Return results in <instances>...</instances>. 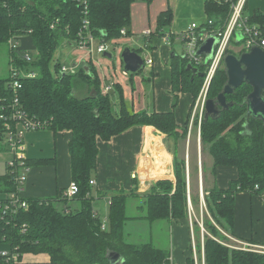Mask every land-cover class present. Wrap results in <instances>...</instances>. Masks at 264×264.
I'll use <instances>...</instances> for the list:
<instances>
[{"label": "trees", "instance_id": "1", "mask_svg": "<svg viewBox=\"0 0 264 264\" xmlns=\"http://www.w3.org/2000/svg\"><path fill=\"white\" fill-rule=\"evenodd\" d=\"M138 1L150 7L156 0H0V52L12 38H23L18 50H11L9 44V71L5 78H0V153L6 150L2 116L9 115V106L15 98L10 87V68L15 66L38 75L35 79L21 80L22 88L18 93L20 107L55 135L62 132L72 134L68 147L71 180L79 187L73 201L63 198L64 192L48 199L24 198L29 204L28 211L21 210L8 221H0V245L9 246L12 253L21 257L45 254L49 256L50 264H109V252L122 255L125 264H170L169 252L156 248L152 243L136 245L127 241L125 227L131 219L127 215L128 201L131 198L145 200L141 208L146 210V214L140 220L154 223L189 218L187 163L179 157L178 148L180 140H186L190 133L194 106L204 79L193 77L187 70L192 63L174 52L171 60L173 108L178 106L181 93L193 99L187 125L182 128L175 110L167 113L130 111L120 84L114 86V92L103 94L100 76L89 62H86L89 70L82 66L76 75H66L62 73V67L66 65L55 61L63 41L75 46L81 31L84 36L91 34L103 43L130 38L132 11ZM205 14L206 18L216 21L215 26H222L229 15V6L205 0ZM250 19L252 22H264V15L256 12ZM173 20L174 12L169 7L158 16L156 30L151 35L160 39L169 35L173 45L175 36L168 32ZM123 30H126V36L121 34ZM32 50L35 54L33 62L29 63L25 57L27 54L31 56ZM134 51L141 55L143 52L142 49ZM143 70L129 75L131 84L133 77L142 75ZM199 71L204 72V69ZM226 82L225 69L221 68L212 80L208 99L217 98ZM83 86L89 93L80 97L77 92ZM115 92L120 98L118 112L112 102ZM251 92L249 85L241 86L235 94L227 96L229 102L235 103L234 107L224 111L217 120L206 122L203 119L200 127L202 145L209 146L214 160V172L218 167L238 170V178L230 183L228 189H220L216 185L205 195L211 219L208 216L204 219V228L221 240L226 238L216 225L227 233L234 231L236 194L245 192L264 196V124L260 120L247 119L245 100ZM194 125L198 126V120ZM246 125H249L250 132L245 135ZM138 126L154 127L174 141V149L170 151L174 156L176 182L158 181L143 196L125 191L113 194L104 230L101 217L94 210L90 184L97 170L98 143L109 142ZM26 164L30 168L49 166L56 165V160H27ZM9 172L8 168L6 174L0 176V195L16 192ZM191 196L195 205L196 198L193 194ZM72 202H78L79 207H71ZM58 204L64 208L59 210ZM194 226L198 228V223ZM204 253L206 264H264V256L231 250L208 234L205 235ZM0 264H7L1 255ZM183 264H195L194 258L189 257Z\"/></svg>", "mask_w": 264, "mask_h": 264}, {"label": "crops", "instance_id": "2", "mask_svg": "<svg viewBox=\"0 0 264 264\" xmlns=\"http://www.w3.org/2000/svg\"><path fill=\"white\" fill-rule=\"evenodd\" d=\"M147 6L138 5L136 9L135 7L133 8L132 23H134L135 30L131 31L132 36L129 40L134 44V48L130 47L132 50L142 49L143 52H147L153 57L152 72L141 76L142 86L148 85L149 87V95L145 93L146 91H144L143 96L139 94L138 99L139 101L141 99V105L137 106L135 96H131L123 86L127 108L132 112L145 111L148 113H167L175 110L177 122L180 127L184 128L188 122L193 99L190 95L181 93L179 94L178 106L176 109L173 108L171 60L174 57V46L178 42V36L186 31L191 23L202 22L206 19L205 0H156L150 7ZM151 7L154 10L155 30L160 13L166 11L169 7L173 10L174 20L172 26L168 29V32L175 36L173 45L165 44L158 37H153L152 35L148 37L144 34L148 31L151 33L155 31L148 28L145 23L146 20L150 23L152 19ZM256 12L264 15V0H248L246 13L253 15ZM86 62L82 61L77 66L80 68ZM91 65L102 78V70L98 66ZM124 73L121 63V74L125 79L128 78L130 83L129 76H125ZM111 78L113 79V77ZM104 84L108 86V82L105 81ZM88 93V88L83 86L77 92V95L79 96L80 94L82 96ZM112 102L114 110L118 112L120 110V98L117 92L114 93ZM24 135L26 160L41 161L52 159L56 160V165L32 167L24 188L23 197L48 199L56 197L59 192H65L72 183L71 159L68 148L72 134L70 132H62L55 135L51 131L42 130L27 132ZM188 136H191L189 140L181 141L182 143L185 141L186 146L187 142L190 144L192 141L191 131ZM199 139L201 140L200 131ZM98 146L97 170L93 177L95 185L92 186L93 190L91 193L93 200L97 198L110 202L112 194L121 191L126 193L135 192L143 196L158 181L170 180L174 183L176 182L173 165L174 156L167 149V136L157 131L154 127L138 126L132 128L112 138L109 142L99 141ZM181 147L179 145V148ZM179 157L185 159L187 163L189 204L191 207V195L193 194L196 198L195 189L197 191L201 189V193L205 198V195L208 194L207 192L214 186L217 185L220 189H228L230 183L238 178V170L234 167H218L215 172H211L214 168V160L213 158H208L207 160L202 151H199L196 156L198 162L194 178L190 162L191 152L184 151ZM12 159H14V155L10 151L0 153V162L6 165V172L8 162ZM208 164L209 167H207ZM6 172L1 175H5ZM134 180L138 182L136 183ZM195 185L197 186L196 188ZM5 198V195H0V200ZM254 200L264 204L263 198L260 197L259 200L256 195L245 192L236 194L235 227L231 235L239 240L264 246L263 239H259L260 236L264 237V227L259 223V230L256 231L255 229L254 231L253 229L255 223L252 215ZM141 201L143 202L142 206H144L145 200L142 199ZM142 206H139V208ZM71 207L77 208L79 203L72 202ZM94 210L100 217L98 210ZM263 217L264 215L261 216V218ZM257 220L259 222L262 219L260 220L258 217ZM163 222L157 221L154 224L161 228L164 225L170 230L169 248L171 251L160 247L159 243L156 244L155 241L151 243L158 249L171 252L170 264H183L189 257H193V247L197 250L194 238L195 226L191 212L188 219ZM248 225H251V229ZM192 239L194 240V245ZM4 251H10V248L5 244H1L0 254ZM19 264H50V258L45 254H25L21 257Z\"/></svg>", "mask_w": 264, "mask_h": 264}, {"label": "built area", "instance_id": "3", "mask_svg": "<svg viewBox=\"0 0 264 264\" xmlns=\"http://www.w3.org/2000/svg\"><path fill=\"white\" fill-rule=\"evenodd\" d=\"M220 4H225L229 6V15L222 26H215L216 21L206 18L202 22H193L189 25L188 29L182 32L178 36V41L182 43L185 49V55L183 57L187 58L195 68L207 70V75L204 78L203 88L196 101L192 114L191 127L193 126L195 120L200 122V125L204 119L205 106L208 100V91L212 80L221 68L225 69L224 60L229 52H233L234 49L232 44L238 46V54L248 53L253 48H261L264 50V22H252L250 19L251 15L246 13L248 0H209ZM221 22V20H218ZM217 21V22H218ZM88 27V22L85 23V28ZM126 36V30L121 33ZM146 36L150 37L151 32H145ZM80 50H89L90 56L94 54L95 50L93 43L95 38L89 34L87 36L83 35L81 31L80 35ZM216 38L218 43L215 47L214 56L211 60L207 59V56L199 57L197 55L200 47L209 39ZM165 44L170 43L169 35L165 36L163 39ZM11 49L16 50V45H14L13 40L10 42ZM16 44V41H15ZM172 45V43H171ZM98 54H108L109 48L107 43L101 42L96 48ZM25 59L27 62H33L30 55H26ZM145 65L144 68L153 67V57L150 54L148 58H144ZM86 62V61H84ZM79 66L70 67L63 66L62 73L66 75H76L75 71L78 72ZM11 82L10 87L14 91L15 98L13 103L9 106L10 113L8 116L3 115L2 119L5 121L6 136L4 145L14 155V159L8 162V168L10 174L12 175V180L16 185V192L11 195L6 196L5 199L0 200V221L6 222L9 218L16 216L19 211L29 210V204L23 197V192L25 185L28 181V176L31 168L26 164L25 158V142L24 134L27 132H37L45 128V124L41 121L31 118L28 114L20 107L19 90L22 88V79H35L38 75L35 72H26L18 67L11 66ZM76 72V73H77ZM125 76H129L124 73ZM102 84H104V77L100 78ZM105 93H111L112 87L103 85ZM21 128V129H20ZM92 186L95 182L91 181ZM79 193V187L76 183L72 182L70 187L64 192L63 198L73 201ZM189 200H190V193ZM264 200V196L262 197ZM202 199L204 200V195L202 194ZM111 204V200L109 202ZM192 210V207L190 208ZM191 212V211H190ZM104 230L107 228V220L103 223ZM26 226H24V231ZM203 233L205 232L202 227ZM204 235V234H203ZM228 242H219L220 244L228 247L231 250L241 251L245 253H254L264 256V246H260L254 243L239 240L232 235H226ZM204 248V245H203ZM204 253V251H203ZM205 254V253H204ZM6 260L7 264H19L21 261V256L18 253H12L11 251H4L1 254ZM205 262V255H204ZM195 264H201L197 259Z\"/></svg>", "mask_w": 264, "mask_h": 264}, {"label": "rangeland", "instance_id": "4", "mask_svg": "<svg viewBox=\"0 0 264 264\" xmlns=\"http://www.w3.org/2000/svg\"><path fill=\"white\" fill-rule=\"evenodd\" d=\"M138 5L147 6V4H145L144 2L138 1L136 3V5H134L135 9L137 8ZM153 11L154 10L151 7L150 13H151L152 19H151L150 23L148 22V20L145 21L147 27L150 28L151 30H155V21L153 20ZM133 25H134V23H132V25L130 27L131 31L135 30V26H133ZM22 39L23 38H20V37H14L11 39V40H13L14 45H16V50H18L20 48V41ZM15 41H16V44H15ZM101 42L99 41V39L95 40V42L93 43V47H94L95 52L91 57L89 50H83L82 51L78 48L80 45V40H78L76 42V45L73 47L68 45L67 42L64 40L63 43L61 44V46L59 47L57 53H56L55 61H60V63L65 64L66 66H70V67H76L77 64L80 65V62H82V61H87L90 64H93L94 66H98L99 69L102 70L104 80L106 82H108V86L112 87V89L114 90V86L117 83H120L122 87L124 86V88H126V90L129 92V94L131 96L132 95L135 96V98L137 100L136 105L140 106L141 105V103H140L141 99L139 101V99H138L139 94H141L143 96L144 91H146L145 93H147L149 95V93H148L149 87H148V85L142 86L141 76H143L145 73L152 72V70H151L152 68H146L145 70H143L142 75H138V76L133 77L134 81L132 84L129 83L128 82L129 79L128 78L125 79L121 74L120 56H121V53L125 47L129 46V47L134 48V44L131 42V40H129V38L119 39V40H115V41L112 40V41L108 42L107 43L108 48H109L108 54H111L113 57L112 59H110L108 57H105L103 54H98L96 52V48L99 46V44ZM9 44H8V46H3V48L0 52V78H5L7 76L8 71H9V65H8L9 64V62H8L9 61V48H10ZM170 44H171V40H170L169 45ZM232 46L234 48L232 50L233 51L232 53L234 55L238 56L239 55L238 54V50H239L238 46H235L234 44H232ZM174 52L176 53V55L181 56V57H183L185 55L184 46L182 45V43L180 41L175 43ZM31 54H32L31 57L34 56V54H35L34 50L31 51ZM27 55H30V54H27ZM142 56L144 58H148L150 56V54H148L147 52H142ZM54 65H55V63L53 64V67H54ZM76 72L77 71H75L74 74H77ZM111 77H113V79ZM102 91H103V94H107V93H105V91L103 89V85H102ZM79 96L84 97L86 95L81 96L79 94ZM207 97H208V95H207ZM140 112H142V111H140ZM191 122H192V120H191ZM201 125H202V123H201ZM201 125H200V122H198V126L193 124V126L190 127V129H189L192 132L191 143L189 144L187 142V146H186V142L184 141L182 143L181 141H183V140H180L179 145L182 147L178 148V155L179 156L182 152L184 153V151L191 152L190 162H191V169L193 171V177L194 178L196 175L195 174V171H196L195 168H196V165L198 162V159L196 158L197 153L199 151H202L203 154H205L207 160H208V158H213L212 155L209 153V146H203L201 140L199 139V131H200ZM43 130H46V129L44 128ZM190 138H191V136L190 137L188 136L187 140H189ZM24 142H25V140H24ZM167 147H168L167 149L169 150L170 153H171L170 150L174 149V141L171 139H168V137H167ZM5 149H6L5 151H8L7 148H5ZM208 163H209V161H208ZM207 167H209V164ZM5 172H6V165L3 162H0V175L5 173ZM211 172H214V168H213V170H211ZM196 187L197 186L195 185V188ZM198 187H199V185H198ZM114 194H116V193H114ZM195 194H196V204L195 205L192 204V210L190 209V211H191V217H193L194 224L198 223L199 229L195 228L194 238H195V243L197 245V249L200 248V250H195V247L193 248V250H194L193 251V258H194V261H196V259H197L201 264H203V262H204L203 258L205 255L203 253V251H204L203 245H204V241H205V235L208 234L212 239H214L217 242H224V241L228 242L229 240L227 239L226 235H231V234L222 230L214 222L213 223L219 229L221 234L226 238V240H221L218 237H214L206 231V229L204 228V219L207 216L211 219V216L208 212L206 202H205V198H204V200L202 199L201 189H200V191H199V189H198V191L195 189ZM256 197L260 200L261 196H259V197L256 196ZM141 200L142 199H139V198L129 199L127 215L131 219H129L126 223L125 234H126L127 241L130 243L136 244V245H142V244L151 243V242L153 243V241H155L156 244L159 243L158 245H160V247H162L168 251H171V249L169 248L171 233H170V230L168 229V227H164V225H163V227L161 228L160 226H158L154 223L139 219L140 217H142L146 214L145 209L139 208V206L143 205V202ZM253 205H254V207H253V214L252 215H253V220L255 222L253 229H254V231H255V229H256V231H258L259 230V226H258L259 223L264 227V217L261 218V216L264 215V204L263 203L260 204V202H257L256 200H254ZM93 206H94V209L98 210L102 222L105 223L106 219L108 218L110 203L106 200H101V199L96 198V200H94V202H93ZM189 207L191 208L190 204H189ZM57 208L59 210H62L64 208V205L59 206V204H58ZM258 217L260 218V220L262 219L259 222L257 220ZM162 223H164V222L162 221ZM152 224H154V225H152ZM248 226L251 229V225H248ZM202 227L205 230L204 233H203ZM203 236H204V238H203ZM153 237H154V240H153ZM259 239H263V241H264V237H262V236H260ZM192 241H193V245H194V240L192 239Z\"/></svg>", "mask_w": 264, "mask_h": 264}, {"label": "water", "instance_id": "5", "mask_svg": "<svg viewBox=\"0 0 264 264\" xmlns=\"http://www.w3.org/2000/svg\"><path fill=\"white\" fill-rule=\"evenodd\" d=\"M218 43L216 38H211L206 41L199 49L197 55L207 56L211 60L214 56L215 47ZM105 57L112 59L111 54H105ZM185 58V57H183ZM120 61L123 65V70L128 75L139 74L145 65L144 57L132 50L129 46L125 47L121 53ZM88 69L87 64H83ZM227 82L223 87L222 92L215 99H208L205 106V121L217 120L224 111L234 107V102H229L227 96L233 95L243 85H249L252 92L245 100L247 105V119L260 120L264 124V50L261 48H253L248 53L241 55L227 54L224 60ZM187 70L192 72L193 77L197 76L204 79L207 75L205 72H200L189 64ZM246 132H250L249 125L245 126ZM109 264H125V259L122 255L116 252H109L107 255Z\"/></svg>", "mask_w": 264, "mask_h": 264}]
</instances>
